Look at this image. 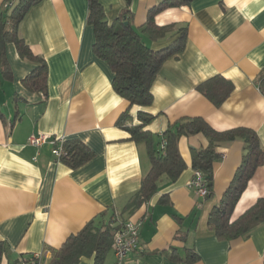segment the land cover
<instances>
[{
  "label": "crops",
  "instance_id": "0c3cea01",
  "mask_svg": "<svg viewBox=\"0 0 264 264\" xmlns=\"http://www.w3.org/2000/svg\"><path fill=\"white\" fill-rule=\"evenodd\" d=\"M3 0H0V4ZM163 0H132V25L138 29L148 12ZM108 23L125 8L122 0H99ZM154 22L186 28L184 51L168 59L152 85L155 116L146 130L159 136L180 118H202L213 130L248 128L264 150V0H193L159 12ZM30 51L47 66V92L24 89L22 80L35 65L6 46L11 79L0 75V241L9 248L1 264H16L46 249L59 248L88 222L119 213L135 194L150 165L143 144L130 141L116 126L128 103L112 90L113 75L93 53L94 32L87 24V0H43L19 26ZM154 50L169 38L153 42ZM215 76L233 85L218 108L197 90ZM15 99V100H14ZM140 109L131 108L135 117ZM18 113V117L14 114ZM79 140L93 154L71 169L56 161L50 143L28 145L32 136ZM201 134L182 137L178 150L186 169L176 182L160 180L157 194L128 220L140 223V250L127 264H183L170 258L175 249L184 258L192 248L194 264H264V223L247 237L218 240L208 229L210 211L231 183L244 154L241 140L220 143L221 159L213 165V197L200 199L189 187L193 177L191 150L205 149ZM164 197L165 201L160 202ZM264 197V164L249 181L234 207L237 219ZM180 239H176V236ZM166 251V252H163ZM169 251V252H168ZM79 264H93L81 259ZM105 264H115L110 251Z\"/></svg>",
  "mask_w": 264,
  "mask_h": 264
},
{
  "label": "trees",
  "instance_id": "16d2710c",
  "mask_svg": "<svg viewBox=\"0 0 264 264\" xmlns=\"http://www.w3.org/2000/svg\"><path fill=\"white\" fill-rule=\"evenodd\" d=\"M43 0H3L0 4V75L10 80L11 71L6 61V46L13 44L20 59L35 65V68L22 80L27 91L42 94L47 92V66L43 59L35 56L19 35V26L31 8ZM125 8L118 17L108 23L99 0H87V24L93 28V53L110 69L112 90L128 103L127 110L120 115L116 126L130 136V141L143 144L150 168L141 180L139 190L133 194L123 209L117 214L102 213V220L88 222L78 233L69 236L57 249H47L50 259L47 264H79L81 259H93V264H105L111 251L113 234L119 224L126 222L134 213L157 194L160 180L176 182L186 169L179 150L178 142L182 137L201 134L208 140L205 149L191 150V169L202 174L208 190L206 200L213 197V165L221 159L216 152L220 143L241 140L244 154L234 177L223 193L220 201L209 213L208 229L221 241H231L247 237L256 227L264 223V197L248 208L237 219L231 220L234 207L246 190L255 171L264 164V150L255 131L248 128H236L224 132L213 130L202 118H180L169 123L159 136L146 130L155 116L143 109L153 102L152 85L163 64L170 58H176L185 48L186 28L176 25L159 27L155 16L166 9L188 5L193 0H163L149 10L147 20L138 29L132 25L130 5L132 0H122ZM144 36L153 42L169 38V42L158 50L152 49ZM260 90L264 95V79ZM196 90L216 108L220 107L231 95L233 85L215 76L197 86ZM15 100V99H14ZM132 107L140 110L133 117ZM18 117V113L14 114ZM0 120L3 115L0 112ZM165 146L160 150L161 142ZM61 155L58 162L75 169L88 162L93 154L79 140L63 141L60 144ZM162 197L160 202H164ZM176 236V239H180ZM9 248L0 241V264L8 254ZM166 252V251H163ZM169 252V251H168ZM176 250L170 249V258L183 264H194L199 260L192 248L184 249L185 257L175 256Z\"/></svg>",
  "mask_w": 264,
  "mask_h": 264
},
{
  "label": "built area",
  "instance_id": "2783aa9c",
  "mask_svg": "<svg viewBox=\"0 0 264 264\" xmlns=\"http://www.w3.org/2000/svg\"><path fill=\"white\" fill-rule=\"evenodd\" d=\"M61 142H63V140L47 135L32 136L28 139V145L34 148H40L44 144L50 143L53 146L51 153L56 161L61 155ZM164 146L165 140H162L160 150H162ZM189 187L200 199L206 198L208 190L204 185L201 172H193ZM139 230L140 223L131 220L119 224L116 228L111 246V251L115 258V264H127L129 255L140 250ZM50 255V252L46 249L40 253L33 254L30 258L22 260L16 264H47Z\"/></svg>",
  "mask_w": 264,
  "mask_h": 264
}]
</instances>
